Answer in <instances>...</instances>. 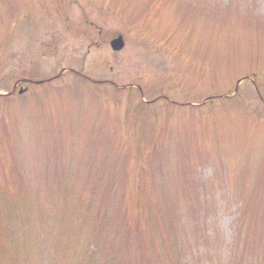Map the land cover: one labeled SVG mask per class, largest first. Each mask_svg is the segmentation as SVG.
<instances>
[{"label": "rangeland", "instance_id": "374dc122", "mask_svg": "<svg viewBox=\"0 0 264 264\" xmlns=\"http://www.w3.org/2000/svg\"><path fill=\"white\" fill-rule=\"evenodd\" d=\"M0 264H264V0H0Z\"/></svg>", "mask_w": 264, "mask_h": 264}, {"label": "trees", "instance_id": "16d2710c", "mask_svg": "<svg viewBox=\"0 0 264 264\" xmlns=\"http://www.w3.org/2000/svg\"><path fill=\"white\" fill-rule=\"evenodd\" d=\"M214 100H223L222 99V97L220 96H216L215 97V99ZM143 106L145 107V108H147L148 107V104H143ZM88 181L90 180V179H87ZM90 182V181H89ZM135 197H132V198H130V209H134V213H140V214H143V211H142V208H143V202L145 201V200H147L148 201V204L150 205V200L151 199H153L152 198V196L151 195H149V194H138V195H134ZM153 212H154V210H151L150 212H149V214H151L152 216H150V218L152 217V219H154L155 220V218H157L158 216H157V213H155L154 215H153Z\"/></svg>", "mask_w": 264, "mask_h": 264}, {"label": "water", "instance_id": "95a60500", "mask_svg": "<svg viewBox=\"0 0 264 264\" xmlns=\"http://www.w3.org/2000/svg\"><path fill=\"white\" fill-rule=\"evenodd\" d=\"M111 46L115 51H119L123 48L124 42H123L122 38L120 37V38L116 39L115 41H113L111 43Z\"/></svg>", "mask_w": 264, "mask_h": 264}]
</instances>
